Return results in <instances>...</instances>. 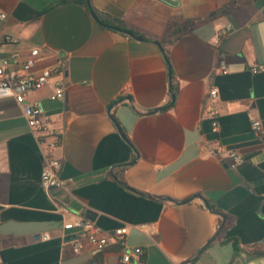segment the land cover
Segmentation results:
<instances>
[{"label":"crops","instance_id":"1","mask_svg":"<svg viewBox=\"0 0 264 264\" xmlns=\"http://www.w3.org/2000/svg\"><path fill=\"white\" fill-rule=\"evenodd\" d=\"M91 2L146 40L100 24L87 0H0V57L33 58L35 76L57 70L28 101L41 104L60 132L52 155L67 182L42 186L45 138L15 98H0V264H121L115 243L94 252L84 240L74 252L77 231L63 224L77 217L111 233L130 225L127 246L144 249L142 264H264V132L252 129L254 119L264 129V71L253 70L264 64V0ZM177 27L181 36L170 41ZM58 82L63 99L52 98ZM213 87L218 130L206 109ZM234 150L245 157L237 168L230 166ZM195 194L228 215L200 255L222 217L200 198L161 200ZM141 224L153 233L135 227Z\"/></svg>","mask_w":264,"mask_h":264},{"label":"built area","instance_id":"2","mask_svg":"<svg viewBox=\"0 0 264 264\" xmlns=\"http://www.w3.org/2000/svg\"><path fill=\"white\" fill-rule=\"evenodd\" d=\"M1 18H5L6 14H0ZM220 35L215 37V42H219ZM41 49L35 47L32 49L33 55H38ZM19 52L15 51L11 57H0V98L13 97L15 100L23 106V112L27 119L28 125L31 130L36 133L40 138H45L46 142V160L47 167L44 171L42 178V186L45 189L52 188H67L66 180L62 179L59 174L61 162L59 159L52 155V151L60 145L59 131L51 128L48 121L45 118V109L39 104H33L28 101V96L35 90L41 89L49 83L53 73L57 70L46 68L38 75H31L28 72L30 66H32L34 59L31 58L27 61L21 62L19 59ZM13 64H20L19 68H14ZM254 71H264V64L253 68ZM64 83L58 82L55 86L53 99H63L65 96ZM219 96V90L217 87L210 89L206 109L208 113L213 117L214 130H218L219 122L216 119L218 114L217 99ZM253 131L261 135L264 132L263 123L260 119H254L252 121ZM43 142V141H42ZM230 166L237 168L245 161L244 155L240 151L229 152ZM67 210V208H63ZM65 229H76L77 238L74 241V252L80 253L85 249V241L87 240L91 245L94 252L105 251L113 243L122 246L121 264H142V254L144 249L140 246L128 247L126 237L130 232V225H123L114 230L113 233L104 231L95 222L77 217L73 220L65 221L63 224ZM141 231L151 234L152 231L146 228L145 224L135 226ZM50 234H45L44 239H49ZM83 264H109L105 258H93L86 261Z\"/></svg>","mask_w":264,"mask_h":264},{"label":"water","instance_id":"3","mask_svg":"<svg viewBox=\"0 0 264 264\" xmlns=\"http://www.w3.org/2000/svg\"><path fill=\"white\" fill-rule=\"evenodd\" d=\"M163 1H165V2H167V3H169V4H172V5H178V0H163ZM87 4H88V6H89V8H90V11H91V14L93 15V17L98 21V22H100V18H99V16H98V14H97V12H96V10L93 8V6H92V2H91V0H87ZM109 28H111V29H113V30H116V31H119V32H123V33H125V34H128L129 36H131L132 38H135V39H137V40H142V41H144V40H146V37L145 36H142V35H140V34H138V33H135V32H133V31H131V30H125V29H122V28H120V27H118V26H111V27H109ZM154 43L155 44H157L160 48H161V50L163 51L164 50V47L162 46V44H161V42L160 41H154ZM167 62H168V64H169V70H170V88L172 87V81H173V74H172V66H171V63H170V61L169 60H167ZM175 99V97H173V100ZM168 106V105H167ZM167 106H162V107H159V108H156V109H154V110H152V112H158V111H161V110H163V109H165ZM112 108H113V106H111L110 108H109V110L111 111L112 110ZM112 117H113V115H112ZM118 128H119V130H120V132L122 133V135L124 136V132H123V130H122V128L120 127V125H118ZM123 185H125L123 182H121ZM195 198H200L203 202H204V204L206 205V207L209 209V210H211L212 212H216V213H218L221 217H222V223H221V225H220V228H219V230H218V232L215 234V236H213L204 246H202V248L199 250V252H198V255H200V254H202L205 250H206V248L216 239V237L219 235V233L222 231V229L224 228V226H225V223H226V221H227V218H228V215L226 214V213H223V212H218V211H216V210H214V208L209 204V202L204 198V196H202L201 194H195L194 196H192L191 198H188V199H186V200H182V201H178V200H176V199H173V198H162L161 200L162 201H165V200H169V201H174V202H176V203H187V202H189V201H191L192 199H195ZM195 260V258H193V259H191L190 260V262H193Z\"/></svg>","mask_w":264,"mask_h":264},{"label":"trees","instance_id":"4","mask_svg":"<svg viewBox=\"0 0 264 264\" xmlns=\"http://www.w3.org/2000/svg\"><path fill=\"white\" fill-rule=\"evenodd\" d=\"M232 5L231 4L230 6H226L225 8H223L221 10L222 13H227L229 12L231 9H232ZM99 18H100V24H102L103 26L105 27H111V26H118L122 29H125V30H131L135 33H138L134 28L130 27L124 20L118 18V17H115L109 13H106V12H98L96 11ZM181 33H182V29L177 27L176 30L169 36L170 38V41L171 39H178L180 36H181ZM164 55H165V58H166V61L169 60V55H168V52L167 50L164 51ZM170 61V60H169ZM168 63V62H167ZM169 66V64H168ZM172 74H173V70H172ZM176 88L175 86L172 85L171 89H170V94H171V99H170V102H172L173 100V97H175V94H176ZM126 138L128 139V141H130V138L129 136L126 134ZM115 248L116 249H121L122 246L116 244L115 245ZM189 260H186L185 262H183L182 264H187Z\"/></svg>","mask_w":264,"mask_h":264}]
</instances>
